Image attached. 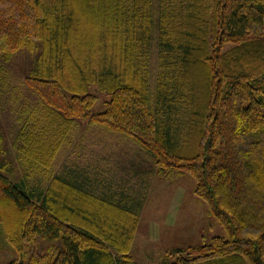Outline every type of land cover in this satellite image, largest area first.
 <instances>
[{
	"label": "trees",
	"instance_id": "obj_1",
	"mask_svg": "<svg viewBox=\"0 0 264 264\" xmlns=\"http://www.w3.org/2000/svg\"><path fill=\"white\" fill-rule=\"evenodd\" d=\"M159 4L152 92L154 0H0V93L4 63L38 52L25 81L45 125L24 135L30 157L49 165L89 117L137 142L161 175L195 179L227 236L168 249L162 264H264V0ZM56 182L37 194L0 169V264H140L136 209Z\"/></svg>",
	"mask_w": 264,
	"mask_h": 264
},
{
	"label": "rangeland",
	"instance_id": "obj_2",
	"mask_svg": "<svg viewBox=\"0 0 264 264\" xmlns=\"http://www.w3.org/2000/svg\"><path fill=\"white\" fill-rule=\"evenodd\" d=\"M159 9V0H154L152 92L159 72ZM37 55L38 52L24 48L4 63L5 78L0 93L2 171L14 182L26 181L37 194L56 186V179L67 180L80 184L93 196L136 209L139 222L130 254L140 264H162L168 249L206 243L215 235L227 236L210 213L207 202L195 194L196 182L190 174L161 175L154 157L137 142L92 122L89 117L74 121L49 165L30 157L24 135L36 124L45 125L38 96L25 81ZM103 108L99 101L93 110ZM9 248L0 243L1 250Z\"/></svg>",
	"mask_w": 264,
	"mask_h": 264
}]
</instances>
